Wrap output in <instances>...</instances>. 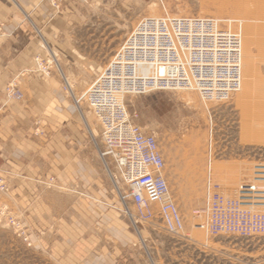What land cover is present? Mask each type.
<instances>
[{
  "label": "rangeland",
  "instance_id": "374dc122",
  "mask_svg": "<svg viewBox=\"0 0 264 264\" xmlns=\"http://www.w3.org/2000/svg\"><path fill=\"white\" fill-rule=\"evenodd\" d=\"M62 2L51 0V5L60 9ZM81 2V21L59 40L67 47L48 48L47 55H37L35 66L29 69L30 74L41 73L49 80L56 77L59 96L66 102L63 114L56 116L59 128L55 125L50 129L51 123L37 119L35 136L46 145L61 132L67 137L64 144L67 141L69 147H77L78 143H71V136L79 131L84 147L99 152L103 193L110 195L97 202L104 205L108 215L101 224L70 223L67 231L47 234L45 240L37 233L35 239L27 220L6 205H10L4 199L9 185L0 183L5 188L0 189V264H264V236L209 234L197 227L202 219L196 214L206 203L209 173L229 196L236 197L242 185L259 192L251 196L255 201L264 192V0ZM148 17H210L242 24V84L228 102L205 104L197 91H162L125 98L133 121L158 141L171 196L184 220L181 235L165 230L157 207L153 221H134L136 207L125 199L129 189L111 158H101L102 127L83 99L137 25ZM39 64L49 66V76L38 71ZM18 82L24 97L17 102H22L24 87ZM198 131L205 139L204 147H181L187 136L195 137ZM173 141L179 150L189 151L188 169L174 167L176 160L169 156ZM188 171L187 178L184 174ZM40 185L84 197L89 190L77 184L75 188L53 182ZM86 202L82 203L89 208Z\"/></svg>",
  "mask_w": 264,
  "mask_h": 264
},
{
  "label": "built area",
  "instance_id": "2783aa9c",
  "mask_svg": "<svg viewBox=\"0 0 264 264\" xmlns=\"http://www.w3.org/2000/svg\"><path fill=\"white\" fill-rule=\"evenodd\" d=\"M2 27L0 23V36ZM144 36L147 43H143ZM191 40L198 41L199 45H190ZM242 49L239 21L148 17L137 25L85 92L83 99L103 130L105 145L101 158H111L129 189L125 199H130L136 207L135 222L156 219L157 207L168 233L181 235L185 230L165 177V162L158 141L133 121L125 98L162 91H197L205 104L228 102L242 84ZM38 68L50 75L48 65L39 64ZM109 81L124 87L118 85L107 90ZM19 85L17 81L7 85L5 93L9 100L23 99ZM0 189L5 188L0 185ZM254 190L252 186L242 185L236 197L229 196L209 173L206 203L196 210L202 219L197 227L209 234L264 236V192L255 201L251 196L259 192Z\"/></svg>",
  "mask_w": 264,
  "mask_h": 264
},
{
  "label": "crops",
  "instance_id": "0c3cea01",
  "mask_svg": "<svg viewBox=\"0 0 264 264\" xmlns=\"http://www.w3.org/2000/svg\"><path fill=\"white\" fill-rule=\"evenodd\" d=\"M83 8L81 0H63L60 9L54 8L51 0H0V23L4 25L0 37V183L9 185L4 199L10 205H6L27 220L35 239L37 233L44 235L40 240L60 230L67 231L70 223L101 224L108 215L104 205L97 202L110 195L103 193L99 152L94 147H84L79 131L71 136V143H78L77 147H69L67 141L64 144L67 137L61 132L46 145L35 136L37 119L46 125L51 123L50 129L59 125L56 116L63 114L66 102L59 96L60 82L56 77L49 80L41 73L30 74L29 69L35 66L37 55H47L48 48L67 47L59 40L79 24ZM18 80L23 82L24 101H8L5 88ZM204 146L205 139L198 131L195 137L187 136L181 147ZM171 147L169 156L176 160L174 167H191L189 151L179 150L174 141ZM185 173L188 178L189 171ZM42 182L62 187L88 186V196L44 187ZM86 199L89 208L82 203Z\"/></svg>",
  "mask_w": 264,
  "mask_h": 264
},
{
  "label": "bare ground",
  "instance_id": "6f19581e",
  "mask_svg": "<svg viewBox=\"0 0 264 264\" xmlns=\"http://www.w3.org/2000/svg\"><path fill=\"white\" fill-rule=\"evenodd\" d=\"M147 38V37H146ZM146 38H145V36L143 37V43H147V40H146ZM204 43V45H206V43L205 42H203ZM189 44L190 45H194V46H198L199 45V42L198 41H196V40H191V41H189ZM50 62V61H49ZM42 63V62H41ZM52 65H53V63H52ZM51 72V71H50ZM66 82L67 83H69L68 82V80H66ZM119 86H121V87H124V85L123 84H118ZM118 85H117V83L116 82H113V81H109L108 82V85H107V90H111V89H114V88H116V87H118ZM120 89V88H119ZM21 91V90H20ZM16 101V100H15ZM102 132H103V130H102ZM102 141H103V136H102ZM105 145V142L103 141V146ZM102 152V151H101ZM106 159V158H105ZM104 159V160H105ZM123 197V196H122ZM174 200V199H173ZM189 210V209H188ZM136 219V218H135ZM171 234V233H170Z\"/></svg>",
  "mask_w": 264,
  "mask_h": 264
}]
</instances>
